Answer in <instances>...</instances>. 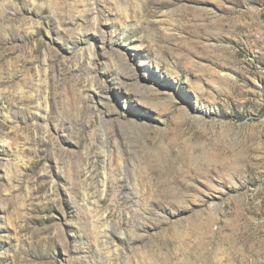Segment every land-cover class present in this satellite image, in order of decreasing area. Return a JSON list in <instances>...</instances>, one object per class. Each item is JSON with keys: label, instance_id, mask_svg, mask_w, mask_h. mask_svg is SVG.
Returning a JSON list of instances; mask_svg holds the SVG:
<instances>
[{"label": "rangeland", "instance_id": "1", "mask_svg": "<svg viewBox=\"0 0 264 264\" xmlns=\"http://www.w3.org/2000/svg\"><path fill=\"white\" fill-rule=\"evenodd\" d=\"M0 264H264V0H0Z\"/></svg>", "mask_w": 264, "mask_h": 264}]
</instances>
